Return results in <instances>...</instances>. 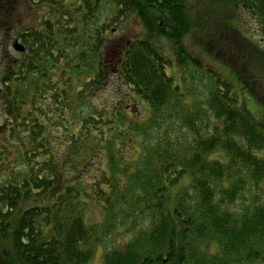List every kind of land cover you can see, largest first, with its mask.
Here are the masks:
<instances>
[{"label":"trees","instance_id":"trees-1","mask_svg":"<svg viewBox=\"0 0 264 264\" xmlns=\"http://www.w3.org/2000/svg\"><path fill=\"white\" fill-rule=\"evenodd\" d=\"M232 1L264 37V0ZM188 11L189 0H0V264H16L2 240L18 209L22 264H91L100 246L103 264L264 262V50L237 22L211 29L220 38L205 48L240 74L237 86L186 45ZM161 39L184 77L208 76L205 99L188 103ZM114 78L139 113L99 98ZM246 193L253 202L233 209ZM84 195L103 222L85 224Z\"/></svg>","mask_w":264,"mask_h":264},{"label":"rangeland","instance_id":"rangeland-1","mask_svg":"<svg viewBox=\"0 0 264 264\" xmlns=\"http://www.w3.org/2000/svg\"><path fill=\"white\" fill-rule=\"evenodd\" d=\"M19 1V0H17ZM237 3L232 0H189V11L188 15L190 16V20L193 23V33L191 32L188 37H186L185 42L186 45L189 47H193V52H197L202 54L203 58L205 59L206 67L214 68L213 70L219 71L222 75H224L229 81L235 83L237 86L239 85L244 86L242 79L240 78V74H238L235 70L232 69L229 65L223 63L219 59H214V57L210 54L209 51L205 48V37L214 35L216 39L220 38L219 34H214L212 32V28L217 29V25L220 24V30L225 31L227 27L236 26L237 24L240 26L242 32L246 33L245 35L247 38L252 39L256 43V45L264 50V37L261 34L258 22L246 11L242 10L241 14L239 10H237ZM21 13L23 14L24 20L30 21L32 18V13L30 9L23 8L21 9ZM219 20V21H218ZM235 20V21H234ZM130 29L133 33H137L141 31V26L138 20L130 19ZM129 24V23H128ZM116 30V28L114 29ZM126 31V30H125ZM220 33V32H219ZM114 35L118 36L120 32L114 31ZM200 36H203V40L199 41L196 39ZM196 37V39L194 38ZM244 37V38H246ZM162 47L164 49L165 54L169 57L172 62V65L167 68V74L174 78L176 84H183L185 80V87L182 85L181 87L183 90H187L190 92L191 96L188 99V103H193L195 100L202 101V99L206 98L207 87L210 85V80L208 76H206L203 72L200 71H192L193 74H189L184 77L183 71L176 63V56L172 51V44L167 41L166 39H161ZM254 45V44H253ZM255 46V45H254ZM256 47V46H255ZM12 49V48H11ZM2 51L4 48L2 47ZM231 53L235 52L233 47V43L229 41L228 49ZM162 51V50H161ZM245 61L249 64V68L253 69V66L256 64V60L245 57ZM255 70V69H254ZM252 70L251 73L253 76H260L259 73ZM187 78V79H186ZM264 78V74H263ZM264 81V80H263ZM235 89H236V85ZM240 88H237L239 90ZM245 94H250L246 93ZM104 96L107 100V108L111 111L115 110L116 106H124L126 109H131L133 112H140L142 107L137 104V102L130 96L129 90L126 86H124L119 80L116 78L112 79L110 86L103 92L99 94V98L103 99ZM254 96V95H253ZM255 97V96H254ZM254 97L248 98L250 102V106H248L249 110L255 112V110H259L256 107L254 102ZM97 105V103L95 102ZM141 105L143 106L144 110L148 109V105L146 102H142ZM130 106V107H129ZM251 111V112H252ZM4 124V117L0 116V141H4L7 136L8 132L3 128ZM187 130V129H186ZM20 170H23L20 167ZM264 187H262L263 189ZM179 188L172 190L171 195L172 198H175L177 192H179ZM254 192L256 194L259 193L257 188L255 187ZM83 201L86 202V208L84 213V222L87 226H92L94 224H99L104 220V211L101 209L99 205H97L95 198L92 196L84 195ZM253 202L252 197L250 194H245L244 197L239 199L236 204L233 206V209L240 210L249 206ZM174 201H170L168 207L170 210L174 208ZM21 215V209H18L14 212L11 220H10V228L7 234L4 236V240H2V246L9 249L10 254L12 255L14 262L16 264H22L17 261L15 255L13 253V246H12V236L14 229L16 228V222L19 221ZM17 219V220H16ZM16 220V222H15ZM18 223V222H17ZM114 239L109 238L107 243L109 245H113ZM7 243V245H5ZM5 245V246H4ZM212 252H215L216 249L212 248ZM103 257H104V249L102 246L98 248L95 252L94 259L91 264H103ZM240 264H264V262H242Z\"/></svg>","mask_w":264,"mask_h":264},{"label":"water","instance_id":"water-1","mask_svg":"<svg viewBox=\"0 0 264 264\" xmlns=\"http://www.w3.org/2000/svg\"><path fill=\"white\" fill-rule=\"evenodd\" d=\"M14 48H15L16 50L23 51V49H22V48L20 49V47L18 46V43L15 44Z\"/></svg>","mask_w":264,"mask_h":264}]
</instances>
